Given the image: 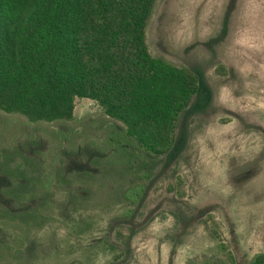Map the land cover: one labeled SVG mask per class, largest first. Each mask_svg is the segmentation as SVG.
<instances>
[{"label":"rangeland","instance_id":"374dc122","mask_svg":"<svg viewBox=\"0 0 264 264\" xmlns=\"http://www.w3.org/2000/svg\"><path fill=\"white\" fill-rule=\"evenodd\" d=\"M146 33L152 55L201 75L177 123L181 151L130 162L116 145L123 124L87 98L70 121L0 111V264L264 253V0H158Z\"/></svg>","mask_w":264,"mask_h":264},{"label":"trees","instance_id":"16d2710c","mask_svg":"<svg viewBox=\"0 0 264 264\" xmlns=\"http://www.w3.org/2000/svg\"><path fill=\"white\" fill-rule=\"evenodd\" d=\"M157 2L0 0V111L70 121L76 98H87L123 124L116 145L130 162L178 154L177 123L201 97V75L150 52ZM248 264H264V253Z\"/></svg>","mask_w":264,"mask_h":264}]
</instances>
